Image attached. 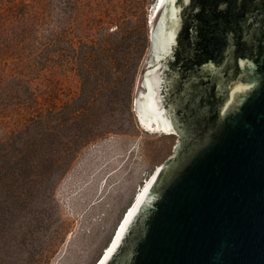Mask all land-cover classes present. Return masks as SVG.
<instances>
[{
	"label": "rangeland",
	"instance_id": "1",
	"mask_svg": "<svg viewBox=\"0 0 264 264\" xmlns=\"http://www.w3.org/2000/svg\"><path fill=\"white\" fill-rule=\"evenodd\" d=\"M45 1L38 33L61 32L64 54L46 66L18 53L1 67L23 80L0 106V136L20 132L22 145L40 127L30 123L36 110L52 113L44 147L33 145L25 164L35 167L0 180V264H98L138 186L180 138L150 133L136 109L158 0Z\"/></svg>",
	"mask_w": 264,
	"mask_h": 264
},
{
	"label": "water",
	"instance_id": "2",
	"mask_svg": "<svg viewBox=\"0 0 264 264\" xmlns=\"http://www.w3.org/2000/svg\"><path fill=\"white\" fill-rule=\"evenodd\" d=\"M193 1L164 0L136 98L144 126L180 136L175 154L104 264H264V0H200L188 52ZM182 62L211 87L173 99Z\"/></svg>",
	"mask_w": 264,
	"mask_h": 264
},
{
	"label": "trees",
	"instance_id": "3",
	"mask_svg": "<svg viewBox=\"0 0 264 264\" xmlns=\"http://www.w3.org/2000/svg\"><path fill=\"white\" fill-rule=\"evenodd\" d=\"M199 1L200 0H194L193 5L187 10L186 24L181 36V50L185 48L190 52L194 48V36L191 29L194 27L192 16L194 13L193 7L195 4H198ZM75 3L77 4V0H75ZM45 8V0H32L31 2L0 0V106L7 96L11 97L7 100L8 102L12 101V98L15 99L18 92L15 91L14 85L18 84L20 80H23L20 73L3 74L4 68L1 67L8 66L10 58L18 53L33 54L34 61L40 62V60L44 59V64L47 66L49 61L57 60V58L62 56L65 52L62 46L61 32L53 33L55 37H46V41H44L38 33V31H40L39 29L43 28V25L46 24V20L48 19L44 11ZM195 38H197V36H195ZM24 40L27 41V45H21V42ZM19 60L20 62L23 61L22 59ZM186 68L187 66L183 62L181 66H177L180 75L172 90L173 99L182 97L185 94L187 85L194 81L200 82L204 89L211 87L213 82L211 71H205L198 66L189 68L187 71ZM38 69L39 68L34 67L29 71H38ZM21 71H23L22 68ZM25 80L27 81L28 79ZM3 86L5 87L2 90ZM26 88L27 91L31 90L29 84ZM44 92L46 91L44 90ZM5 93L6 96H4ZM30 93L33 95V100L37 104L39 102L38 94L35 93L34 90ZM177 110L180 116H184L186 110L183 107H179ZM36 111V114L32 118L33 122L30 123L32 124L35 122V124H38L40 127H36L38 129H35L33 135L24 137L22 145L17 143L16 138L21 137L19 136L20 132L15 133V131L12 130L4 134V136H0V180L8 173H17L16 170L28 173L35 167L33 163L32 165L25 164L32 158L30 153L33 151V145L37 146L39 143L41 147H44V140H46L45 136L49 135V130L45 128L44 124L48 123V121H46L47 114L52 113H46L41 110ZM2 114L3 110H0V115ZM75 116L77 117L78 114H75ZM12 181L13 180H10L11 183ZM3 196H5V194ZM2 206L3 203L0 201V207ZM0 209L2 210V208Z\"/></svg>",
	"mask_w": 264,
	"mask_h": 264
},
{
	"label": "bare ground",
	"instance_id": "4",
	"mask_svg": "<svg viewBox=\"0 0 264 264\" xmlns=\"http://www.w3.org/2000/svg\"><path fill=\"white\" fill-rule=\"evenodd\" d=\"M157 2L158 3L156 5V7H155V11L152 13V16L150 17V23H151L152 27H153V25H154V23L156 21V18L158 16V13H159V11L161 9V6H162L164 0H163V2H161V0H158ZM142 75H143V73H142ZM141 80H142V77H141ZM148 131L150 133L160 134V135H164V134L165 135H171V134H173V132L167 133V132H165L163 130H160V129L156 128V127H151V129L150 130L148 129ZM163 167L159 165L149 175V177L140 186H138L139 188L137 189V192L135 193L134 198L132 199V201L129 204L128 208L123 213L120 221L118 222V224H117V226H116V228L114 230V233H113L109 243L107 244V246L103 250V253L101 254V257H100V259L98 261V264H104L106 262V260L108 259V257L112 253V251L114 250L116 244L118 243L123 231L125 230L127 224L129 223L131 217L133 216L134 212L136 211L138 205L140 204L142 198L144 197V195L146 194V192L148 191V189L150 188V186L152 185L153 181L155 180V178L157 177V175L159 174V172L161 171V169Z\"/></svg>",
	"mask_w": 264,
	"mask_h": 264
},
{
	"label": "snow or ice",
	"instance_id": "5",
	"mask_svg": "<svg viewBox=\"0 0 264 264\" xmlns=\"http://www.w3.org/2000/svg\"><path fill=\"white\" fill-rule=\"evenodd\" d=\"M161 2H163V0H161Z\"/></svg>",
	"mask_w": 264,
	"mask_h": 264
}]
</instances>
